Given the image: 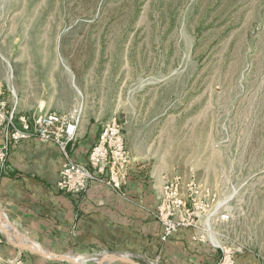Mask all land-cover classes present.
Instances as JSON below:
<instances>
[{"label": "rangeland", "instance_id": "374dc122", "mask_svg": "<svg viewBox=\"0 0 264 264\" xmlns=\"http://www.w3.org/2000/svg\"><path fill=\"white\" fill-rule=\"evenodd\" d=\"M52 83L119 99L130 153L215 195L216 264L264 261V0H0L3 94Z\"/></svg>", "mask_w": 264, "mask_h": 264}, {"label": "crops", "instance_id": "0c3cea01", "mask_svg": "<svg viewBox=\"0 0 264 264\" xmlns=\"http://www.w3.org/2000/svg\"><path fill=\"white\" fill-rule=\"evenodd\" d=\"M75 87L79 96L73 95L70 83L42 86L38 94L33 93L30 106L19 99L18 112L28 117L52 111L79 113L77 137L70 150L74 159L87 162L103 125L120 110V104L119 99L108 102L105 92L98 98L94 92ZM3 139L0 130V143ZM131 155L125 195L98 182L80 194H69L56 186L64 161L58 145L37 137L21 141L10 151L6 166H0V213L15 227L7 234L0 222V264L67 263L23 249L17 242L37 245L46 253L85 256L80 264H96L111 253H123L139 264H151L156 257L159 264H216L218 249L200 235L199 228L182 227L166 242L160 239L162 224L153 211L163 176L145 158ZM100 264L129 263L106 260ZM235 264L264 261L257 253L242 252Z\"/></svg>", "mask_w": 264, "mask_h": 264}, {"label": "built area", "instance_id": "2783aa9c", "mask_svg": "<svg viewBox=\"0 0 264 264\" xmlns=\"http://www.w3.org/2000/svg\"><path fill=\"white\" fill-rule=\"evenodd\" d=\"M79 123V113L68 115L52 111L33 117L21 114L17 101L5 96L0 89V130L4 137L0 143V166H6L10 151L21 141L37 137L44 142L56 143L62 152L64 161L56 185L58 190L80 194L98 182L125 195L132 155L126 144L123 123L114 115L103 125L87 162L74 159L70 150L76 140ZM214 197L209 189L196 181L184 182L179 175L163 177L158 205L153 211L162 224L160 239L166 242L182 227L199 228L198 216L203 199L213 201ZM218 264H235L234 253L226 252Z\"/></svg>", "mask_w": 264, "mask_h": 264}, {"label": "water", "instance_id": "95a60500", "mask_svg": "<svg viewBox=\"0 0 264 264\" xmlns=\"http://www.w3.org/2000/svg\"><path fill=\"white\" fill-rule=\"evenodd\" d=\"M0 229L2 230L1 226ZM6 233L8 234V231H6ZM18 245L20 247H22L23 249H30L35 253H38L46 258H50V259H54V260H61V261H66L70 264H80L79 262H76V260L74 259L73 255H69V254H65V253H46V252H42L39 248H37L36 246H28L25 245L23 243L17 242ZM94 257V256H92ZM106 260H118V261H123V262H127L129 264H139L131 259H128L127 257L124 256V254H107L104 257H102L100 259V262L102 261H106ZM100 262L96 263V264H100Z\"/></svg>", "mask_w": 264, "mask_h": 264}, {"label": "bare ground", "instance_id": "6f19581e", "mask_svg": "<svg viewBox=\"0 0 264 264\" xmlns=\"http://www.w3.org/2000/svg\"><path fill=\"white\" fill-rule=\"evenodd\" d=\"M0 219H2L4 221V222L3 221H0L1 224H2V226H3V228H4V230L8 231L9 232L8 234H10V232L13 230V228L15 229V227L5 221V216L2 213H0ZM207 229L209 231V234L208 235H209L210 239L212 240V242L214 244H216V245L220 244V241H219L220 239L218 240L216 234L212 230V227H211V224H210V219L207 220ZM36 247L39 248V246H37V245H36ZM85 258L86 257L85 256H82V255H75L74 256V259L76 260V262H79V263H83V261H85Z\"/></svg>", "mask_w": 264, "mask_h": 264}]
</instances>
